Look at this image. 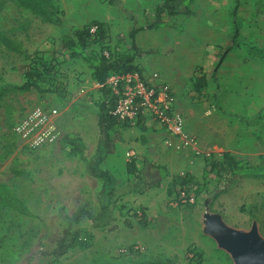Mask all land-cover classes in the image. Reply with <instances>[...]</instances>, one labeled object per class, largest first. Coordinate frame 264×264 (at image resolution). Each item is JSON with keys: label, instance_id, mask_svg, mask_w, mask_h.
<instances>
[{"label": "rangeland", "instance_id": "1", "mask_svg": "<svg viewBox=\"0 0 264 264\" xmlns=\"http://www.w3.org/2000/svg\"><path fill=\"white\" fill-rule=\"evenodd\" d=\"M52 1L60 11L58 23H42L11 0H0V30L22 47V53L15 54L0 46V87L22 83L26 70L38 74V89L8 94L0 101V182L32 213L26 217L0 209V264H232L229 255L202 232L205 201L207 211L219 214L226 225L248 230L254 222L264 238V175L227 177L204 171L222 151L250 165L264 154V0H193L192 15L163 13V26L136 33L140 56L135 58V73L156 91L169 86L187 144L169 134L149 112L99 132L98 86L87 64L62 44L75 30L88 28L94 33L99 24L103 35L97 43L95 36L87 40V52L131 54V22L107 0ZM120 1L136 18V27L152 22L153 9L162 2ZM157 47L169 51L145 53ZM119 77L110 73L106 85ZM121 84L119 80L117 85ZM136 120L164 130L166 136L158 141L177 154L172 159L176 169L150 187L154 206L147 213L149 225L134 226L145 241L128 243L134 229H111L121 220L117 210L97 217L100 180L85 172L83 162L61 140L78 137L85 159L97 154L102 160L121 131ZM130 156L125 155L126 160ZM105 163L99 167L104 169ZM113 165L115 188L136 183ZM14 166L29 171L30 179L11 176ZM139 166L142 173L144 163ZM181 191L192 197V203L180 202ZM123 200L129 209L124 216L136 223L146 208L128 207L131 196ZM80 206L94 208L97 214L72 225V231L90 233L88 245L51 255L61 233V213L69 215Z\"/></svg>", "mask_w": 264, "mask_h": 264}, {"label": "trees", "instance_id": "2", "mask_svg": "<svg viewBox=\"0 0 264 264\" xmlns=\"http://www.w3.org/2000/svg\"><path fill=\"white\" fill-rule=\"evenodd\" d=\"M14 5L28 11L31 15L37 18L42 23H58L60 11L56 4L52 0H11ZM193 0H162L159 5H156L153 9L154 20L144 27H136V18L132 14L131 10L124 7L120 0H107V4L113 6L119 10L124 17L131 22V28L128 33L130 40L131 54H123L117 51L112 54H105L96 50H85L87 40L95 36L96 43L101 39L102 30L98 24L94 33L90 32L88 28L78 29L73 32V37L69 40H65L62 44L63 48L70 51L71 54L79 56L89 67V76L97 86L100 93V99L97 104L96 124L100 133H104L107 129L113 127L117 123L126 125V121H117L114 116L109 114V111L113 110L116 103L114 94L110 91L106 85L107 76L110 73H117L118 75L132 74L137 72L135 64V58L140 56V49L135 43V35L142 29H155L164 25L160 20V16L163 13L170 15H192L193 11L190 7ZM0 46L7 52L21 54V44L6 35L0 30ZM169 50L163 47H157L146 51V54H164ZM110 55V57H109ZM25 80L18 85H4L0 87V101L8 94L23 93L30 89H38L36 84V78L38 74H31L28 70L25 71ZM10 117V111L8 108L4 112V120L6 121V128L9 129L8 123ZM137 126L143 130V126L136 122ZM142 139V137H140ZM143 140V139H142ZM62 144H66L69 147V151L77 154L79 159L84 164L85 172L100 180L99 196L101 197V203L98 207V216L102 213L111 214L112 210H117L119 215L123 217L122 223L125 227L130 228V220L124 216V213L128 212L123 204H117L121 196L127 192H136L141 194L144 190L158 186L159 181L168 175V171L165 166L153 163H144L145 170L141 173L134 163L133 158H128L125 162V173L132 176L136 183L127 182L121 188H115L113 176L105 169L99 167L101 156L96 154L95 159H85L83 155L84 145L80 138H63ZM204 173H208L212 170L216 175H225L227 177H258L264 175V154L259 156V162L256 165H250L246 161L234 158L228 151H222L220 159L208 163ZM10 174L13 177H19L22 179H30L31 174L25 169L18 168L16 166L10 169ZM181 181H185L184 178ZM130 186V187H128ZM103 201V202H102ZM0 209H7L18 213L21 216L32 217V213L23 205L18 197L9 189V187L0 182ZM94 208H86L80 206L76 208L69 215L61 213V233L55 240L53 248L50 250V254L53 256H61L65 252L73 248L84 247L88 245V241L91 235L88 231L83 229H76L72 231V225L77 224L83 218L94 219L97 214H94ZM105 225L106 222H102ZM138 225L141 227L146 226V219L143 213L137 220ZM101 225V226H103ZM96 227L98 225H95ZM99 227V226H98ZM115 226L113 225L111 229ZM128 249H132V246H128ZM147 264H166L163 262L147 263Z\"/></svg>", "mask_w": 264, "mask_h": 264}, {"label": "crops", "instance_id": "3", "mask_svg": "<svg viewBox=\"0 0 264 264\" xmlns=\"http://www.w3.org/2000/svg\"><path fill=\"white\" fill-rule=\"evenodd\" d=\"M136 122L134 125L132 124L131 127H126L121 131L120 139L116 141L112 149L108 153H106L105 157L100 160L99 166L101 167V163L103 164V161L106 162L107 164L105 163L106 165H104V169H106L113 176V178L116 179L113 165L114 163H116L117 167L120 168L119 171L122 172L124 176H127L129 180H131L130 175H127L125 173V155H131L130 158L134 159V163L137 169H139V165H142L144 161L148 163L163 165L166 167L168 172L176 169V166H173L172 164V159L176 156L177 153L171 152L169 149H165V147H163L161 143L162 138L166 136L165 131L155 124H142V122L138 120V123L143 126V130H141L137 126ZM127 132L130 134H128ZM140 137H142L143 140L140 139ZM159 139H161L160 142L158 141ZM152 191L153 188L146 189L141 195H137L136 193L129 191L121 196L122 200L120 203L123 205H127L124 203L125 200L123 199L131 196L132 202L128 203V207L132 206L133 208H138L142 205L146 208V210H144V217H146V226L141 227L137 222L135 223L132 218L130 219L131 228H124L125 226L122 223L123 218L121 217L120 221L115 222L116 229L124 228L133 230L135 224L139 227V229H145L149 225L150 216L147 215V213L150 212L152 207L154 206L152 197H150L151 195H153ZM128 239V243L145 241L144 238L142 239L141 233L136 231L135 229L131 232V235H128Z\"/></svg>", "mask_w": 264, "mask_h": 264}, {"label": "built area", "instance_id": "4", "mask_svg": "<svg viewBox=\"0 0 264 264\" xmlns=\"http://www.w3.org/2000/svg\"><path fill=\"white\" fill-rule=\"evenodd\" d=\"M122 84L117 85L115 80L109 86L112 94L117 96L115 107L109 114L120 121H132L149 112L169 134L178 137L179 142L188 143L183 132V120L178 112L172 108L173 94L168 85H163L156 91L152 84L140 80L137 73L119 75ZM171 145L170 142H166ZM179 200L182 203H192V197L183 191Z\"/></svg>", "mask_w": 264, "mask_h": 264}, {"label": "water", "instance_id": "5", "mask_svg": "<svg viewBox=\"0 0 264 264\" xmlns=\"http://www.w3.org/2000/svg\"><path fill=\"white\" fill-rule=\"evenodd\" d=\"M205 211L202 214V232L212 238L216 247L225 251L232 264H264V238L256 224L248 230L235 229L226 225L217 213Z\"/></svg>", "mask_w": 264, "mask_h": 264}]
</instances>
